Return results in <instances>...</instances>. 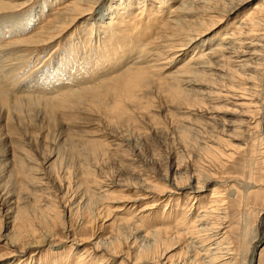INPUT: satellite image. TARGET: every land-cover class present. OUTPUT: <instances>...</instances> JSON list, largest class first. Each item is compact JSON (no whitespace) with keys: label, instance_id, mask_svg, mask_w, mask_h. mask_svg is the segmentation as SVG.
<instances>
[{"label":"rangeland","instance_id":"374dc122","mask_svg":"<svg viewBox=\"0 0 264 264\" xmlns=\"http://www.w3.org/2000/svg\"><path fill=\"white\" fill-rule=\"evenodd\" d=\"M75 1L76 0H20V4L22 3L23 6L19 8V10H14L11 12L12 14L7 12L0 13L1 17L11 14L14 18L12 20L9 19L8 21H1L0 19L2 22H0V46L2 45L1 47H5L4 49H6L3 51V72L0 71V74L2 77H4V75L6 76L1 80H8L6 82L8 85L1 82L4 83L1 85L5 87L6 102H0V142L2 141L4 144V146L0 148V153L3 155V152L7 151V156L11 158L7 159H9L10 166L14 171L17 170L16 167L19 170L22 167L28 170L35 168L37 172L39 171V173L35 176L37 178L41 177L42 180L44 179V182H42L43 185L38 186L34 185V183L29 179H23L21 175L13 174L14 176L9 179L8 182L7 172L5 171L6 163H4L5 161L0 163V264H17L20 260L24 261L23 264H74L76 259L81 256H87L85 259L86 263L94 264L97 260L102 259L103 256L107 257L106 252L101 250V248H99L100 251L98 252L95 250L96 245L100 243L99 241H102L101 243H105L106 240V242L113 241L116 244L119 243L118 245L121 244L119 246L120 250L118 249V251H122V253H119L117 257L112 258L113 260H110L109 262L110 264H119L122 260H124V257H126L124 255L125 253H129V255L132 254L133 256L134 253L137 254L140 250L145 249L146 247L152 248V246H154V244H152L154 239H150L149 243L144 239L145 230L151 228L153 229L158 226L159 228H163L164 225L169 226L175 221V219L179 220L182 218L188 221L198 215L201 216L199 212L200 207L205 204L207 207L209 205L208 208L211 207L210 203L213 201L210 197L212 191L211 189L217 186L219 191L224 194L223 197L225 200V206L221 205V211L219 209L218 212L212 214L210 213L209 215L215 216L216 213L221 215L226 213V222L223 223L225 227L230 226L231 229L228 235V242L230 246H228L231 250L230 253L237 255H233L235 258V261L233 262L238 261L237 264H246L252 258H250V253H247L246 251L248 250V246H250V248L252 246L249 242L252 241L251 239L255 236V231L258 232L259 235L264 233V172L256 174L257 188L253 190L255 193L251 195V198L248 201V207H246L248 211L245 207H237L229 199L232 192L231 188L233 185L237 184L241 193H245L244 191L246 188L243 184L244 179H242L241 175L246 174L247 176L249 169H247L246 166H237L242 165L240 158L238 157L234 160L213 163V167L211 166L209 172L205 171L206 162L202 159V157L201 160L198 157L200 151L202 150L197 149L200 147V145L197 146V143L199 144L202 134L205 135L206 133L204 134V132H202L200 133L201 136H199V133L196 135L186 132L184 129L185 126H182L183 123H178V118L180 120L183 118L182 116H185L186 118L188 115L182 113V111H179L174 107H171L166 98H163L164 96L159 93L155 87H151L149 91H147L146 95V98L149 97L153 101L151 102L152 110L150 113H148L149 111H147V109H144L145 111L141 109V111L136 107L128 105V111L125 113L127 115L124 114L126 118L124 115H121V117L117 119V115L113 116L109 113V110H107L109 105L111 106V102L113 104L114 98L112 96H105L104 98L102 97L101 101L86 97L85 101H77L75 105L68 102L65 107L67 112L61 109H58V112H55V117H57V119L50 121L52 126L43 118V115L47 113V110L52 111L48 108V104H45L48 102L46 97H50L48 95L49 93H54L55 91H63L64 93H67L70 91V88L71 90H77L76 92H78L79 87L83 88L87 86H85L88 82V78L86 76H88L87 74H89V72H93V74L98 72L99 75L95 76L98 78L103 76L104 72H109L110 68L111 70H120L121 63L118 62V59L121 56L119 55H122V52L125 50L124 55H126L139 45V43L137 46H131L128 44H137L134 40V28L140 27L141 24L138 23L140 16H138V18L135 17L136 23L132 22L131 24V21H127L129 24L123 32H116L115 27V29L112 28L114 35H104L102 33L103 29L101 27L106 28L110 20L113 18L115 19V10L120 3L119 0H102L103 5L101 8L97 9L92 5V9L90 10L88 16L77 19L72 23L74 18L77 17L79 13H73L71 15L67 14L66 16L65 11L68 9V6ZM256 1L259 0H246L244 4H242L234 13H230L227 10L225 12L222 11L225 13V15L224 13H221V16L219 15L220 20L222 21L219 20L220 22L218 21L213 28L205 33L200 38L198 45L202 44L201 42L207 45V42L211 41L212 38H215V40L219 43L223 35L228 33L227 31L231 29L232 25L237 22L244 13L249 11ZM127 2L128 0H126L125 4H127ZM131 8L130 13L136 12V8L138 7L134 6ZM101 17L105 18L103 22L98 20ZM64 18L67 20H65L64 33L58 35L54 38L55 40L53 39V41L48 44L45 43L32 46L35 44L34 41L36 38L38 36H42L48 30L53 31L52 34H55L56 36L57 32L54 31L57 30H54L53 28L58 25L57 22L59 23L63 21ZM6 21H10V23H6ZM112 25L114 26L113 23ZM91 29H93V31ZM99 30H101V32H99ZM91 32L94 33V36L90 35ZM110 32L111 31H109V33ZM121 38L125 41V43H127V41L128 43L125 44ZM30 39H33V42H29L32 43V45L28 46L27 42ZM24 41L27 42L24 43ZM99 41L102 43L100 42V44ZM116 50L118 52H116ZM151 58L152 57H150V59ZM262 59H264V54ZM261 62L264 64V61ZM5 67H7L6 70H4ZM133 67L135 68V64ZM2 69L0 68V70ZM7 69L11 73H9ZM4 71H6L8 75ZM118 74L119 73H116L115 76ZM74 82L76 83L74 84ZM71 84L76 86H73V88ZM82 88L79 92L84 91V88L83 90ZM150 90L152 94L150 93ZM203 90L204 88L200 91L203 92ZM262 92L264 93V91ZM195 95L196 94H193L192 96L195 97ZM59 97L62 98L61 96ZM39 98H42V102H40L41 100ZM153 98L156 99L153 100ZM53 99L49 101V103H53L52 101H54V103H59L55 98ZM18 100H21L22 103ZM17 102L19 104H17ZM155 104H157L156 107ZM167 105L169 107H166ZM41 108L43 110H41ZM79 108L80 110H78ZM160 108H162V110ZM135 110L136 112H134ZM172 110H174V114H172ZM151 112H153L152 115H150ZM127 116L129 118H127ZM219 116V120H225L231 127L235 126L239 120L238 115L232 113L222 112ZM193 119H195V117ZM75 121L81 125L79 127V131L82 130L81 132L85 134V136L90 137L82 140L80 137L66 136L69 133L68 130L71 128L70 126L73 125V122ZM136 122L138 124H136ZM63 123H65L64 128L67 129L68 132L64 128H60ZM59 128L60 130H58ZM227 129L229 132L233 130L232 128ZM62 131L64 132L62 133ZM60 133L65 137L61 136ZM183 134L184 136L187 135V139L185 137L183 138ZM262 135L264 136V131ZM10 136L14 138V140L16 139V141L20 142L21 146H26V149L29 147L28 150L34 159V164H30V168L29 164L23 163V166H20V162L16 161V158L20 157V153L17 151L18 147L16 148V145L12 146L11 141H8ZM185 139L195 145L196 147H194L196 149L193 147H189L191 148L189 149L185 143H183ZM9 140H11V138ZM62 140H64V142ZM84 141L86 143H84ZM233 143L241 145L242 142L233 141ZM263 145L258 144V146ZM258 148L260 150V147ZM56 150L60 153H57ZM260 151L264 152V146ZM53 153L56 154V157L52 158L50 161L47 160L46 158L49 159ZM2 155H0V159ZM95 157L97 160L99 158V161L95 160ZM258 159L261 160L262 156H259ZM95 164L96 166H94ZM39 165H41L42 168ZM203 167V171L207 174L203 175L200 179L202 184L201 192L195 194L194 191L191 190V187L195 185L191 176L195 173V170ZM82 169L85 173L82 172ZM88 173L91 174L89 175ZM85 174H87V176ZM20 179L21 181H19ZM95 181H99L105 183L107 186H110V188L107 189V187H105V190H102L104 194L107 192L106 195H110L111 197V199L107 200V204L113 208V210L110 211V213H112L109 217L105 216V204H103V207L99 206V204H97L98 195L96 198L93 196L95 193H92L94 190V187L92 190V185ZM146 182L154 185L155 190L149 189L145 184ZM28 184L31 185L28 186ZM7 185H9L8 188L4 190V187L6 188ZM78 185H80L81 188ZM85 187L91 188L90 192L92 195L89 191L84 190ZM151 190L154 191V193ZM84 191L87 193H85L86 196L83 193ZM88 194L90 196H88ZM88 198L89 200L92 199L90 200L91 203L89 200L87 202ZM217 198L218 197L215 199ZM88 203L89 205H92L89 206L87 205ZM96 204L101 209H99ZM91 209L94 211H90ZM246 212L249 213L247 214ZM131 213L132 215L135 214V220L143 219L145 222L140 221L138 224H135L136 222L128 224L123 223L121 220L126 216H130ZM20 214L22 218L20 217ZM169 214L172 215L170 216ZM16 216L17 219L19 218L22 220H16L17 222L15 221L13 225L8 224L10 222L8 220H10L11 217L16 218ZM22 221L24 223H22ZM84 223H86L87 226H84ZM18 224L19 226H17ZM14 225L16 229L13 231L12 229ZM20 226L23 227L22 231L24 230L22 232V238L20 234ZM27 226L28 229H26ZM31 227L34 228V231L30 229ZM140 227L144 230L142 231L139 229ZM17 229L18 231H15ZM25 229L31 230L32 232H25ZM138 229L140 231H138ZM13 233L16 234L14 235ZM23 233H26V236L29 238L24 236ZM19 234L20 239L18 238ZM215 235H217V233H204L202 239H200L199 243L196 244L189 243L191 242L190 239L173 240L174 237L168 236V238H163V243L159 245L158 254L154 253L152 254V259H144L139 261L137 264H198V261H196L193 254L195 255L196 251L200 252L199 249H215ZM12 236H17L19 240L15 237L13 240ZM210 236H213L212 241L208 238ZM7 237H11V239ZM136 238L139 239L137 240ZM8 240L18 242L15 247L16 251L24 248L25 250L22 252L18 251L16 253L12 252L14 249L9 246ZM190 244L193 246L196 245L197 247L193 248ZM101 246L104 247L102 244ZM263 249L264 240L260 242V244H257L256 249L253 251V264H259L260 260H262V264H264V255L261 257ZM251 250L252 248L249 251ZM225 252L226 249L224 246L221 250H219L220 256L223 257ZM203 253L204 252H202V254ZM163 254L167 255V258L171 257L170 261H162L160 257ZM200 255L197 258H204V256ZM203 258L200 259L201 262L203 261ZM221 260L222 259H218V262ZM131 261L132 259L129 260V262L125 260L124 264H134V261Z\"/></svg>","mask_w":264,"mask_h":264},{"label":"bare ground","instance_id":"6f19581e","mask_svg":"<svg viewBox=\"0 0 264 264\" xmlns=\"http://www.w3.org/2000/svg\"><path fill=\"white\" fill-rule=\"evenodd\" d=\"M119 1H120V3L118 4V7L115 10V12H116L115 19L113 18L112 20H110V22L107 24L106 28L101 27L103 29L102 33L104 35H107V34H110V35L113 34L114 35L112 28L115 29V27H116V32L117 31L123 32L124 29L129 24V22H127V21H131V24H132V22L136 23L135 17L138 18V16H140L139 21L136 19L138 21V23L141 24L140 27H138V28L133 27L134 31H135L134 40L136 41L137 44H134V43L128 44L131 46L132 45L137 46L139 43V45L135 48L133 47L134 49L131 50L128 54L124 55V53L126 51L125 50L122 52V55H119L121 57L118 59V62L122 64V65L120 64L121 67L118 64V66L120 67V70H111V68H110V71H109L107 69L109 72H106V73H108V74H106L104 72L103 76L98 77V78L95 77V76L99 75L98 72L96 74H93V72L92 73L89 72V74H87L88 76H86L88 78V80H87L88 82L86 81L87 82V83L85 82L86 84L83 83V84H85V86L87 85L86 87H83L84 91L79 92L82 88V87H79L78 92H76L77 90L76 91L73 89L71 90V88H70V91L67 93H64L63 91H58V92L55 91L54 93H49L48 95L50 97H46V100L48 99V102L45 104H48L47 105L48 108L51 109L53 112L50 110H47V113L45 115H43V118L47 121V123L48 122L50 123V121H54L55 119H57V117H55V112H58L57 111L58 109H61V110H64L65 112H67L65 107L68 104V102H71L75 105L77 101L78 102L85 101L86 97H90L92 99H98L97 101H101L102 97L104 98L105 96H112L114 98L113 104H112V102H111V106L108 104L109 107L107 110H109V113L111 115H113V116L117 115L118 116L117 119H119L121 117V115H124L128 111V105L136 107L140 110L141 109L142 110L147 109V111H149L148 113H150V111L152 110V103L151 102H153V101L149 97L146 98V95H147V91H149V89L151 87L152 88L155 87L156 90L164 96L163 98H166V100L168 101V103L170 104L171 107H174L177 110L182 111V113H185L186 115H188V117L185 118V116H182V114L180 113L183 118H181L180 120L178 118V121H179L178 123L184 124V125L182 124V126H185L184 129L186 132H189L191 134H196V135L198 133L200 134L202 132H204V134L206 133L205 135L202 134V136H201V134L199 135V136H201L200 137L201 140L199 141V144L197 143V146L200 145V147H198L197 149L203 151V152L200 151V154L198 157L200 158V160L202 157V159L206 162L205 163V171L209 172V169L211 168L213 163H216V162L220 163V162L226 161V160H234L235 158H238V157L240 158L242 165H237V166H239V167L246 166L247 169H249L247 176H246V174L241 175L242 179H244L243 184L245 185V188H246L244 191L245 193L242 194L238 188V185L235 184L231 188L232 192H231V197L229 198L230 201L232 203H234L237 207H243V208L245 207V209H246V207H248V201L251 198V195L255 193V191H253V190L257 188L256 174L264 172V167H263L264 166V152L260 151L264 146L263 145L264 144V138H263L264 136L262 135V133L264 131V93L262 92V91H264V68H263L264 64L261 62V61H264V59H262L263 54H264V0L256 1V3L253 5V7L250 8L249 11L244 13L242 15V17L239 18V20L232 25L231 29H229V31H227L228 33L224 34L225 36L223 35V37L221 38L219 43L215 40V38L214 39L212 38L211 41L207 42V45H205V43H203V42H201L202 44H199V45H198V43L200 42V38L205 33H207L211 28H213L215 26V24L218 23V21L220 20V16H221L220 14L224 13L226 10L229 11L230 13L236 12L239 9V7L242 4H244V2L246 0H128L127 4H125L126 0H124V1L119 0ZM121 1H123V2H121ZM92 5H93V7L99 9L103 5V1L102 0H76L74 3H72L70 6H68V9L65 11V14L67 16V14L71 15L73 13H79V15L77 17H75L74 20L72 21V23H73L77 19L84 18V17L88 16L90 13V10L92 9ZM22 6H23V4L22 3L20 4V0H0V13H3V12L11 13L14 10H19V8H21ZM134 6L138 7V8H136V12L130 13L131 9H132L131 7H134ZM222 11H224V12H222ZM139 13H141V14H139ZM11 14H7V16H4V17L3 16L1 17V15H0L1 21L2 20L8 21L9 19H11V20L14 19L13 15H11ZM224 15H225V13H224ZM226 15H227V13H226ZM3 18H5V19H3ZM65 20H66V18H64V20L59 22V23L57 22L58 25L54 26L53 29L57 30V31H54V32H57L56 36H55V34H52L53 31L48 30L42 36H38L36 38V40L34 41L35 44L32 45V43H29V42H33V39H30L28 42L24 41V43L27 42L28 46H31V45L35 46V45H40V44H45V43L48 44V43L52 42L54 38H56L61 33L65 32V27H64L65 26ZM98 20H101L103 22V20H105V18L101 17ZM114 20H116V21H114ZM7 21H6V23H10V21L9 22H7ZM220 21H222V20H220ZM112 23L114 24V26L112 25ZM131 29H132V27H131ZM91 30L93 31V29H91ZM109 31H111V32L109 33ZM42 32H44V31H42ZM99 32H101V30H99ZM129 33H130V31H129ZM93 34H94L93 32L90 33L91 36H94ZM50 35H52V36H50ZM121 36H123V35H121ZM129 37H131V36H129ZM116 40H118V39H116ZM204 40H205V38H204ZM100 42L101 41H99V43ZM123 42L125 43L124 40H123ZM127 43H128V41H127ZM127 43H125V44H127ZM1 46H0V65H1L0 68L2 69L3 68L2 62L4 61L3 51L6 49H4L5 47H1ZM193 46H196V47H193ZM129 49H130V47H129ZM99 51H100V48H99ZM116 52H118V51L116 50ZM119 52H120V50H119ZM150 57H152V58L150 59ZM114 59H116V58H114ZM113 63H114V61H113ZM131 64H133V65L135 64V68ZM136 64H137V66H136ZM138 64L142 65V66H139ZM11 67H9V68H11ZM116 67H117V65H116ZM6 68L7 67H5L4 70H6ZM13 69H15V68H13ZM17 69H19V68H17ZM0 71L3 72V69ZM4 72L6 73V71H4ZM9 73H11V72L9 71ZM116 73H119V74L115 76ZM2 75H3V73H2ZM109 76H111V77H109ZM5 77H6L5 75H4V77H2L0 74V102L1 103L6 102L5 87L1 85V84H4L8 81V80L5 81L6 79L1 80L2 78H5ZM12 80H10V81H12ZM80 80H82V79H80ZM1 82H4V83H1ZM83 82H84V78H83ZM75 83L76 82H74V84ZM80 84H81V82H80ZM71 85H72V87L76 86L73 84H71ZM58 86H60V85H58ZM83 88H82V90H83ZM201 88L202 89L204 88L203 92H201L202 91ZM197 89H199V90H197ZM58 90H61V89H58ZM150 93H151V90H150ZM150 93H148V94L151 95L152 93L151 94ZM155 94H156V92H155ZM193 94H196L195 97L192 96ZM45 95H47V94H45ZM59 96H61L62 98H60ZM42 98H44V97H42ZM42 98H39L41 100L40 102H42ZM50 98H52V99L55 98L59 103H54V101H52L53 103H49V101L52 100ZM154 99H156V98H153V100ZM18 101L21 102V100H18ZM164 101H165V99H164ZM31 102H33V101H31ZM159 102H161V101H159ZM17 104H19V103L17 102ZM30 104H33V103H30ZM157 104H155V107ZM160 106H161V104H160ZM166 107H169V106L167 105ZM171 107H170V109H171ZM160 109L162 110V108H160ZM41 110H43V109L41 108ZM78 110H80V108ZM174 110H172L173 111L172 114H174ZM157 111H158V107H157ZM134 112H136V110ZM222 112L232 113V114L238 115L239 120L237 121L236 125L231 127L225 120H222V119L219 120V117H220L219 115ZM12 113H13V111H12ZM152 113L153 112H151L150 115H152ZM125 115H127V114H125ZM125 115H124V117H125ZM153 115H156V114H153ZM157 115H158V113H157ZM130 116H132V115H130ZM138 117H139V115H138ZM149 117H151V116H149ZM192 117L193 118L195 117V119H193ZM127 118H129V117L127 116ZM130 119H132V118H130ZM114 122H116V121H114ZM174 123H175V121H174ZM64 124L65 123H63L60 126L61 129H63L65 127ZM136 124H138V123L136 122ZM50 125H51V123H50ZM139 125H140V123H139ZM178 125H180V124H178ZM80 126L81 125L79 123H77L76 121L73 122V125L70 126L71 128H69V130H68L69 133L66 136H69V137L76 136V137H80V139H82V140H84L85 138L87 139V137H90V136H85V134H83L81 132L82 130L79 131ZM57 128H58V126H57ZM60 128L58 130H60ZM174 128H176V127H174ZM227 128H232L233 130H231V132H229V130ZM65 130L67 131V129H65ZM64 131H62V133ZM119 131H120V129H119ZM50 132H51V130H50ZM184 134H183V138L184 137L186 138L187 135L184 136ZM61 136L65 137L62 134H61ZM10 138H11V140H9ZM10 138L8 139V141H11L12 146L16 145V148L18 147L17 151L20 153V157H17L16 161L20 162L19 163L20 166H23V163L29 164V168H30V164L31 165L34 164V159L31 156L30 151L28 150L29 147L26 149V146H21L20 142L16 141V139L14 140V138H12L11 136H10ZM186 139L183 141V143H185V145L188 148L189 147H193V148L196 147L192 143L188 142V140L186 141ZM58 140H59V138H58ZM62 141L64 142V140H62ZM233 141L234 142L235 141L236 142H242V143H241V145H236L233 143ZM84 143H86V142L84 141ZM258 144L259 145L261 144L263 146H258ZM90 145H91V143H90ZM2 146H4V144L1 141L0 142V148ZM258 147H260V150ZM189 149H191V148H189ZM196 151L199 152L198 150H196ZM1 152H3V151H1ZM56 152H57V150H56ZM3 153H4L3 155L0 153V155H2L1 159H0V163H3L4 161H5L4 163H6L5 164V166H6L5 171L7 172L8 182H9V179H11L14 176L13 174H15V175L17 174V175H21L23 177V179H29L31 182L34 183V185H38V186L43 185L42 182H44L43 181L44 179L42 180L41 177H40L41 178L40 179V178H37L35 176L37 173H39V171L37 172V170L35 168L34 169L31 168L30 170H28V169H25L23 167L20 170L16 167L17 170L14 171L13 168L10 166L9 159H11V158H9L7 156V151H5ZM57 153H60V152H57ZM259 156H262L261 160L258 159ZM55 157H56V154L53 153L49 157V159L48 158H46V159L50 161L52 158H55ZM7 158H9V159H7ZM81 159H83V158H81ZM101 159H102V157H101ZM95 160H97V158ZM97 161H99V158ZM97 161H96V163H97ZM45 162H46V160H45ZM45 162H43V163H45ZM47 163H48V161H47ZM92 163H93V161H92ZM39 166H41V165H39ZM94 166H96V164ZM33 167H35V166H33ZM41 168H42V166H41ZM203 170H204V167L200 168L198 170H195V173L191 176V178L194 180V183H195V185L191 187V190H193L195 194H198L199 192H201V188H202L201 185L202 184H201L200 179H201V177H203V175L207 174ZM45 171H46V169H45ZM44 172H43V174H44ZM63 172H65V171H63ZM82 172H84L83 169H82ZM85 175L87 176V174H85ZM93 175H94V173H93ZM258 175H260V174H258ZM187 178H189V177H187ZM234 178H238V177H234ZM176 180H174V181H176ZM19 181H21V179ZM91 183H92V180H91ZM145 184L148 186L149 189L155 190V186L152 185L151 183L146 182ZM179 184H181V183H179ZM30 185L28 184V186H30ZM203 185H205V184H203ZM8 186L9 185H7L6 188L4 187V190L7 189ZM78 186L81 188L80 185H78ZM89 187H91V186H89ZM89 187H87V188L85 187L84 190L90 192L91 188H89ZM93 187H94V190H93ZM105 187H107V189L110 188V186H107L105 183L95 181V183H93V185H92V190L94 191V192L92 191V193H95V195H93V196H95L94 198H96L98 195L97 204H99V206L103 207V204H105L104 205V208L106 209V215L105 216L109 217L112 213V212L110 213V211H112L113 208L110 207L109 204H107V200L111 199L110 195H106L107 192L105 191L106 193L104 194V192L102 191ZM184 187H187V186H184ZM217 187H214L213 189H211L212 191H211L210 197H211V200H213L210 203L211 207L208 208L209 205L207 207V206H205L206 204L202 205L200 207L199 212H200L201 216L198 215L194 218H191L188 221H186V219H182V218L179 220L175 219V221L172 223L173 225L172 224H170L169 226L164 225L163 228L161 227L162 225L160 226L161 228H159V226L156 225L158 227L154 226L155 228H153V229L151 228V229L145 230L144 231V239L146 241H148V243L150 242V239L151 240L154 239L153 243H152V244H154V246H152V248L146 247L145 249L140 250L137 254L133 252L134 253L133 256H132V254L129 255V253H125L124 255L126 257H124V260H122L119 264H124L125 260L129 262V260H131V259H132V261H134L133 262L134 264H137V263H139V261L144 260V259H148V258L152 259V254H154V253L158 254L157 253L158 248H159V245L161 243H163V238H168V236L174 237L173 240L190 239L191 242H189V243L196 244V243H199L200 239H202L204 233H206V234L217 233V235L214 236L215 239L213 238L214 239V246H216V247H215V249H212V248L211 249H204V250L199 249L200 252L196 251L195 255L193 254V256L195 257L196 261H198V264H237L238 261L233 262V261H235L234 256H237V255H234V253L231 254L230 253L231 250L229 249L230 245L228 242V235H229L230 230H231L230 226L225 227L224 223H223V222H226V220H225V218L227 217L225 215L226 213L223 215L216 213L215 216L209 215L210 213L212 214V213L218 212L219 209L221 211V208H220L221 205L225 206V204H224L225 200L223 197L224 194H223V192L221 193ZM68 188H70V187H68ZM233 188H234V190H233ZM85 191L83 192L84 194L86 193ZM260 191H261V189H260ZM152 192L154 193V191H152ZM174 193H176V192H174ZM86 194H85V196H86ZM90 194H91V192H90ZM88 196H90V195L88 194ZM216 197H218V198L215 199ZM36 198H38V197H36ZM89 198L87 199V202H88ZM94 198L92 197L93 200H94ZM92 199H90V200H92ZM152 199H153V197H152ZM90 203H91V201H90ZM11 204H14V203H11ZM34 204H35V202H34ZM87 205H89V203ZM91 205H89V206H91ZM85 207H84V209H85ZM94 209H95V207H94ZM99 209H101V208L99 207ZM240 209H242V208H240ZM92 210L93 209H91L90 211H92ZM221 213H223V212H221ZM69 214H70V211H69ZM100 214H99V217H100ZM131 215H132V213H131ZM131 215L124 217V219H122L121 221H123V223H125V224L131 223V222H133V223L136 222L135 224H138V223H140V221L141 222L144 221L143 219L142 220H138V219L135 220V217H136L135 214L132 216ZM169 215L171 216L172 214H169ZM20 217L22 218L21 214H20ZM214 217H215V219H214ZM178 218H179V216H178ZM18 219H17V216H16V218L11 217L10 220H8L11 223L9 222L8 224L13 225L15 223V221ZM139 219H141V218H139ZM19 220H22V219H19ZM22 223H24V222L22 221ZM50 223H51V221H50ZM48 224H49V222H48ZM142 224H141V226H142ZM28 225H30V224H28ZM17 226H19V224ZM31 226L34 227L33 225H31ZM84 226H87V224L84 223ZM32 227L30 229H32L34 231V228H32ZM164 227H166V228H164ZM17 228H19V227H17ZM14 229H16L15 225H14L12 230L14 231ZM22 229H23V227L20 228L21 238L23 237L22 232L24 231V230L22 231ZM26 229H28V226L26 227ZM26 229H25V232L31 231V230H26ZM139 229H141V227ZM139 229H138V231H140ZM15 231H18V229ZM52 232H53V230H52ZM20 234H19L18 238L20 237ZM23 235L26 236L27 234L23 233ZM28 236H30V235H28ZM14 237L15 236H12V239ZM212 237L213 236L208 237L209 240L212 241ZM244 237H246V236H244ZM7 238H9V237H7ZM15 238H17V236ZM18 238H17V240L20 239V238L19 239ZM27 238H29V237H27ZM9 239H11V237ZM13 240L12 241L8 240L9 246L14 249L12 252L16 253L18 251L22 252L25 250V248H24V249H20V250L18 249L16 251L15 247L17 246L18 242H16V241L14 242ZM251 240L252 241H250L249 243L252 245L251 246L252 250L249 251L251 248H250V246H248V248H247L248 250L246 252L247 253L249 252L251 255L250 258L251 257L252 258L246 264H253V257H254L253 251L256 249V245L260 244V242H262L264 240V233L259 235V233L255 231V236ZM106 241H105V243L104 242L101 243L102 241H99L100 243L97 242L98 244L96 243L97 245L95 247V250L98 252V251H100L99 248H101V250L106 252L107 257L103 256L102 259L97 260L96 263H94V264H110L109 262H110V260H113L112 258H115L119 255V253H122V251L121 252L118 251L119 246L121 244L118 245L119 243L116 244L113 241H110V242H106ZM19 243H20V241H19ZM135 243H137V242H135ZM101 244L104 245V247H102ZM200 244H202V243H200ZM212 244H213V242H212ZM150 245H151V243H150ZM148 246H149V244H148ZM191 246H193V245H191ZM224 246H225L226 252H225V255L222 257V256H220L219 250H221L222 247H224ZM194 247H197V246L194 245L193 248ZM143 248H144V246H143ZM137 249H138V247H137ZM80 252H81V250H80ZM202 252H204V253L202 254ZM221 253H223V252H221ZM164 254H165V252H164ZM164 254L161 255V257H160L161 260L162 261L166 260V262L170 261L171 257L167 258V255H164ZM200 254H202V255H200ZM150 255H151V257H150ZM199 255L204 256V258L199 257L200 259L203 258L202 262L200 261L199 258H197ZM263 255H264V249L262 250L261 257H263ZM86 257L85 256L84 257L83 256L78 257L76 259V261L74 262V264H89V263H86V261H85ZM218 259H222V260L218 262ZM244 260H245V258H244ZM20 263L23 264L24 261L20 260L17 264H20ZM259 264H262V260H260Z\"/></svg>","mask_w":264,"mask_h":264}]
</instances>
